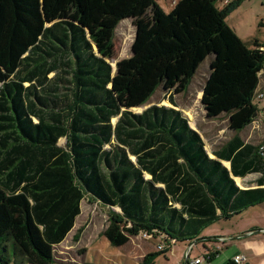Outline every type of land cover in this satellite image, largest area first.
<instances>
[{"label":"trees","instance_id":"1","mask_svg":"<svg viewBox=\"0 0 264 264\" xmlns=\"http://www.w3.org/2000/svg\"><path fill=\"white\" fill-rule=\"evenodd\" d=\"M240 1L176 0L165 12L156 0H0V264H54L85 198L109 209L112 246L165 239L142 264L264 202V153L238 136L259 112L264 45L249 48L226 24ZM126 19L133 54L112 74ZM211 57L201 104L235 133L215 159L173 108ZM159 87L173 107L131 111ZM254 173V189L232 178Z\"/></svg>","mask_w":264,"mask_h":264},{"label":"rangeland","instance_id":"2","mask_svg":"<svg viewBox=\"0 0 264 264\" xmlns=\"http://www.w3.org/2000/svg\"><path fill=\"white\" fill-rule=\"evenodd\" d=\"M165 10L170 12L172 6L169 0H156ZM222 8L220 3L216 5ZM226 24L249 48H253V43L257 41L264 45V0H241L239 5L229 12ZM135 36V28L129 19L120 22L114 32V52L112 59L108 60L112 74L115 73L116 63L131 56V46ZM207 58L199 67L188 90L173 96L174 107L179 110L188 120L189 126L198 131L205 143V150L209 153L215 146L227 141L234 135L228 130V119L221 117L214 121L204 120V111L200 103L203 85L209 75V62ZM264 70V63H263ZM49 75V77H51ZM27 86V84H25ZM169 91L159 87L148 103L137 109H132L133 113H140L145 108L157 106H169ZM253 103L259 110L254 121L240 132V138L255 146L264 145V98L254 99ZM35 121V120H34ZM116 119L112 120L115 123ZM216 145H212V143ZM58 145L65 147V139H60ZM256 176H251L255 178ZM244 182L240 181V184ZM118 211L117 209H113ZM109 209L96 203H89L86 198L80 203V214L75 220L72 230L59 245L53 246L54 264H142L145 256L157 253L158 246L165 250L167 243L165 239L143 238L130 236L128 242L120 247L112 246L105 236L104 231L110 224ZM244 222H252L246 214H242ZM239 218L229 220L219 219L215 224L200 231V235H206L211 231H218L221 227H234L239 223ZM259 222L264 223V213L259 215ZM243 221L241 222V225ZM196 240L173 242L169 251L160 253L152 258L151 264H184V256L189 243ZM202 251L199 245L192 250L190 258H193Z\"/></svg>","mask_w":264,"mask_h":264},{"label":"crops","instance_id":"3","mask_svg":"<svg viewBox=\"0 0 264 264\" xmlns=\"http://www.w3.org/2000/svg\"><path fill=\"white\" fill-rule=\"evenodd\" d=\"M169 2L171 6L173 7L174 3H172V0H169ZM159 6L161 7L160 4ZM256 93H262L264 95V70L261 71L260 82L256 90ZM201 97H202V92H201ZM201 97H200V103H201ZM165 107H173V106L169 104V106H165ZM173 108L175 109V107ZM203 111H204L205 121L209 122V121H214L216 119L221 118V117L209 118L207 117L204 108H203ZM258 116H259V112H258ZM188 125H189V122H188ZM191 129L194 130L193 128ZM195 132H197L202 139L201 134L198 131H195ZM239 134L240 132L238 133V136ZM234 135L231 138H229L227 141H225L224 143L220 144L219 146H215L216 144L213 142L212 145H214L215 148L209 153L205 150L208 157L210 159H215V156H214L215 152L219 151L225 144L231 141ZM243 143L250 144L244 141ZM204 148H205V143H204ZM131 159L133 161L135 160L134 157H131ZM220 162L222 166H224L227 170H230V162L228 161H220ZM251 176H256V177L251 178ZM260 177H261L260 173H254V174H248L244 178H239V177H232V178L236 186L239 189L246 190V189L256 188L257 187L256 181L260 179ZM240 181L244 183L240 184ZM263 213H264V202L256 206L249 207L246 210L242 211L239 215L233 216L232 218H239V220H241L239 221L237 225L235 224L234 227L230 226L228 228L226 227L224 228L220 226L218 231L214 230V231H211V233L202 235V236L199 234L197 238H195L196 241L194 243H189V244H193L192 249H195L199 245L202 247V251H199L196 256L209 255L210 260L208 261V264H226L229 261H233V258L240 254L246 255L248 258V261L244 264H264V223H261L258 221L259 215ZM242 214H246L247 218L252 220V222H246V221L244 222V219L241 218ZM242 221H243V224L241 225Z\"/></svg>","mask_w":264,"mask_h":264},{"label":"built area","instance_id":"4","mask_svg":"<svg viewBox=\"0 0 264 264\" xmlns=\"http://www.w3.org/2000/svg\"><path fill=\"white\" fill-rule=\"evenodd\" d=\"M233 1H235V0H219L218 3H220L221 7L223 8ZM175 2H176V0H172V3L175 4ZM260 50L264 51V47H262ZM263 98H264V95L262 93H256L255 94V99L261 100ZM259 152H261L262 154L264 153V145L259 146ZM141 236L143 238H149L150 239V236L145 234V233L141 234ZM192 248H193V244H189L187 249H186L185 256H184V264H208V261L210 260L209 255H207V256L201 255V256H195L193 258H190V254L193 250ZM163 250L164 249H162V246L159 245L157 251L159 252V251H163ZM247 261H248V258L244 254L237 255L233 258L234 264H244Z\"/></svg>","mask_w":264,"mask_h":264},{"label":"water","instance_id":"5","mask_svg":"<svg viewBox=\"0 0 264 264\" xmlns=\"http://www.w3.org/2000/svg\"><path fill=\"white\" fill-rule=\"evenodd\" d=\"M133 53H132V50H131V55H132ZM115 71H116V69H115ZM202 105V104H201ZM203 106V105H202ZM256 113L253 115V119L256 117Z\"/></svg>","mask_w":264,"mask_h":264}]
</instances>
